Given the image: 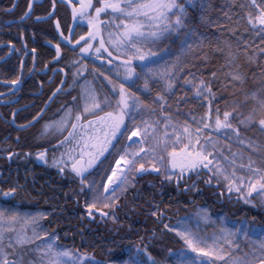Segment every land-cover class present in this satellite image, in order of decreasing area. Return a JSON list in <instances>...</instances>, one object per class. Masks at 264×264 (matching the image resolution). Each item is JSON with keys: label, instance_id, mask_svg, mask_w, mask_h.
<instances>
[{"label": "snow or ice", "instance_id": "6c2138e0", "mask_svg": "<svg viewBox=\"0 0 264 264\" xmlns=\"http://www.w3.org/2000/svg\"><path fill=\"white\" fill-rule=\"evenodd\" d=\"M61 3L71 8L75 27L65 29L61 20L55 18L56 0H52L53 11L47 17H37V21L47 23L48 17L55 20L58 42L53 45L54 67L67 59L63 49L79 54L68 66L73 69V86L80 87L81 92L72 97L73 107L65 108L60 119L46 124L41 133L45 136L55 127L63 137L56 148L63 147L64 151L59 157L53 155L50 162L47 150L38 152L36 159L55 167L60 174L71 173L78 180L76 195L84 196L87 219L95 220L98 214L100 219L115 223L121 199L136 187L137 176L148 173L159 174L167 182L175 181L179 188L187 174L199 175L197 170L207 169L218 184L223 181L229 199L233 193L245 204L252 203L253 194L264 199V143L246 138L242 132V129L258 130L264 136V0H221L219 12L223 19L212 18L211 14L217 11L215 0H96V3L61 0ZM236 8L238 12H234ZM31 11L29 3L21 19L30 17ZM193 15L200 25L226 30L235 43L220 38L224 31L213 41L190 24ZM77 27L84 28L79 38ZM253 38H258L259 43ZM19 39L23 40V34ZM7 47L9 55L13 52L28 55L27 43L23 44V50L11 42ZM206 48L223 58L220 70L212 71L210 79L190 71L185 73V69L195 66L189 60H202L200 66L207 67L211 57ZM36 51L31 49L33 54ZM85 57L88 62H84ZM32 59L35 61L36 56ZM251 65L260 68L262 83L249 93L244 89L247 72L243 69ZM23 67L21 61V72ZM58 71L64 72V68ZM86 73L95 74L97 79L102 77L107 85L101 82L98 89ZM221 76L232 95L243 93L241 103L234 100L230 110L226 108L222 113L218 103H214L217 95L212 88V83ZM6 83L15 94L21 79L17 76ZM104 88L109 90L104 92ZM153 89H156L154 98ZM177 89L183 93L182 97L177 96ZM61 91L62 88H57L49 100ZM173 96L178 99L177 111L179 103L188 102L184 97L201 102V107H205L202 101H207L206 111L199 119L192 115L195 128L187 121H174L170 113L165 115ZM245 107L247 111H241ZM157 112L163 119L152 118ZM221 136L242 147L232 151L229 143L225 146L230 155H225L220 147ZM3 151L8 160L19 158V153ZM30 155L25 153L24 158ZM94 169L104 175L97 179ZM205 182L211 184L212 179ZM22 187L17 184L7 191L0 189V197L14 200ZM151 215L160 218L163 214L156 206ZM46 218L44 213L29 215L15 207L0 206V264H104L86 252L61 244L59 235L42 225ZM208 225L213 226L210 233L206 230ZM163 228L175 233L182 242L180 248L166 249L160 258L147 244L133 245L122 264H264V222L240 219L230 227L227 217L218 223L207 209H198L194 216L177 220L176 225L163 224Z\"/></svg>", "mask_w": 264, "mask_h": 264}, {"label": "flooded vegetation", "instance_id": "af4514ba", "mask_svg": "<svg viewBox=\"0 0 264 264\" xmlns=\"http://www.w3.org/2000/svg\"><path fill=\"white\" fill-rule=\"evenodd\" d=\"M29 3L32 4L30 17L21 19L28 11ZM52 11V0H0V93H4L0 95V189L7 191L17 184L23 186L14 200L5 201L0 197V206L15 207L29 215L44 213L47 218L41 221L42 225L49 231L59 233L61 244L76 248L79 246L77 242L79 238L89 237V249L82 252L97 254L105 249H101L102 246L97 243L99 229H103L106 223L114 224L118 233L122 225L129 230L125 232L126 234L132 232L134 236V232L137 234L135 237L139 238L144 234L143 225L140 224L134 229L135 217L151 214L155 211L156 205L175 207L177 189L183 193L188 191L190 174L180 182L179 188L175 181H164L156 173L137 176L136 187L129 190L126 198L121 199V207L117 211V220L114 223L110 219H100L98 214L95 220L87 219L83 209L84 196L76 195L79 192L78 180L71 173L60 174L55 167L36 159L38 152L47 150V159L50 162L53 155L59 157L60 152L64 151L63 147L56 148L63 137L56 132L55 127L45 136H41V133L46 124H52L53 121L60 119L65 108L73 107L72 97H78L81 92L80 87L73 86V69L68 66V62L77 58L79 54L68 51L67 48L63 49L62 54L67 59L55 64L54 67L53 45L58 42L55 20L48 17L47 23L37 21V17H47ZM54 15L56 19L61 20L65 29L75 27L71 21V8L61 3V0H56ZM83 31L84 28H76L77 38ZM21 34L23 40L19 39ZM49 40L52 44L48 43ZM9 42L21 50L23 44L27 43L28 55L24 56L21 52L9 55L7 47ZM32 48L37 49L36 53L31 52ZM33 55L36 56L35 61L32 59ZM21 61L24 62L22 72ZM84 62H88L87 57ZM94 63L99 64V61ZM92 66L90 62L89 73ZM60 68H64V72H59ZM65 72L68 75H65ZM17 76L20 77L21 83L16 86L19 91L13 94L12 86L6 82ZM86 76L98 89L101 82L107 85V81H103L102 77L97 79L95 74L88 73ZM61 81H66V84L62 86ZM57 88H62V91L50 101L49 97ZM63 89H68L70 94ZM108 90L102 89L104 92ZM13 113H16L15 117ZM152 118L160 119L157 114ZM22 125L27 127L22 128ZM160 131L163 132L162 125ZM4 149L19 153V158L14 156L12 160H8ZM25 153L31 155L25 159ZM93 171L97 172V179L104 175L102 171L95 169ZM161 192L164 194L163 199H159ZM160 213L163 214L162 219L167 218L164 212Z\"/></svg>", "mask_w": 264, "mask_h": 264}, {"label": "trees", "instance_id": "16d2710c", "mask_svg": "<svg viewBox=\"0 0 264 264\" xmlns=\"http://www.w3.org/2000/svg\"><path fill=\"white\" fill-rule=\"evenodd\" d=\"M214 6L217 11L211 14L212 18L215 19L219 17L223 19L222 13L219 12L221 0H215ZM238 11V8L234 9V12ZM190 24L197 27L201 33L212 37L213 41H215L216 37L220 36L221 31H224V35L220 38L231 39L235 43V38L231 37L226 30L217 29L215 27L208 28L204 25H200L198 17L195 15L190 17ZM237 35H240V33H237ZM253 39H255L256 44L259 43L258 38ZM256 44H253L252 47L255 48ZM173 49L174 51H178L175 46H173ZM205 51H208L211 57L207 67L200 66L204 63L202 60H189V64L195 66L185 69V73L190 71L196 73L197 76L203 75L205 79H210V73L212 71L220 70L223 58L219 54L212 53L211 49L206 48ZM249 51L251 52V49H249ZM243 70L247 72L244 85L245 91L251 93L252 91L259 89L262 83L259 79L260 68L256 65H251L246 66ZM253 74H255V76ZM161 87L163 86L161 85ZM212 88L213 92L217 95V101L214 103H218L221 113L226 108L230 110V105L234 100L238 103L243 101V93L236 92L235 95H232V93L224 87L222 76L212 83ZM155 95L156 89H153V98ZM177 96H183V93H180L179 89H177ZM177 96H173L169 100L171 107L165 110V115L170 113L174 121H179L180 123L187 121L188 123H192L193 128H195V124L192 121V115H195L197 119H199V117L206 111L207 101H202L205 107H201V102L196 101L194 98L189 99L188 97H184L188 102L179 103V111H177ZM189 96H191V93H189ZM241 111L246 112L247 108H242ZM157 115L160 119L163 118L159 112H157ZM242 132L246 138L250 137L257 143H264V136H262L258 130L244 131L242 129ZM219 138L222 144L220 147L223 148L225 155H230L228 148L225 146L229 143H231L232 151H238L242 147L237 145L234 141H228L227 138L223 136ZM253 156L255 157V154H253ZM197 171L200 173L199 175L195 172L189 175L188 191L186 193L177 189L175 207H169L164 204L156 205L158 206L159 212H164L167 215V218L165 217V219H162L160 216L157 220V217L155 218V216H152L149 213L143 214L142 217H135L134 229L140 226V224L143 225L142 229L144 234L140 235L139 238L135 237L137 234L134 232V236H132V232L131 234H126L125 232H128L129 230L127 231L122 225H120V231L117 233L115 231L117 228L114 227V224L110 225L109 223H106V226L103 229L98 230L97 240V243L102 246L101 249L105 248L104 251L97 254H87L98 261L104 262V264H122L123 260L127 259L128 252L133 245L147 244L154 254H158L160 258H163L166 249H172L175 251L182 246V242L175 236V233L167 232V230L163 228V224L172 225L175 223L176 225L177 220L194 216L198 209H207L212 220H215L218 223L221 218L227 217L230 227L237 224L240 219H247L249 222L254 223L264 222V199L253 194V198H251L252 203L245 204L242 200L236 198L235 193L231 194V198L229 199V194L223 187V181L218 184L207 169H199ZM210 178L212 179V183H206L205 181ZM166 189H168V187H166ZM166 193H168V191H166ZM221 193H224V195H221ZM163 195V192H161L159 199H163ZM156 206L154 210H156ZM253 218H255L254 221ZM206 230L209 233L212 232L213 226L208 225ZM55 234L59 235L57 232H55ZM88 238L89 237L82 239L79 238V240H77L79 246L76 248L81 252L89 249ZM71 242L72 241L70 240V243ZM172 259L173 257H169V260Z\"/></svg>", "mask_w": 264, "mask_h": 264}, {"label": "rangeland", "instance_id": "374dc122", "mask_svg": "<svg viewBox=\"0 0 264 264\" xmlns=\"http://www.w3.org/2000/svg\"><path fill=\"white\" fill-rule=\"evenodd\" d=\"M163 117V116H162ZM163 119V118H162ZM220 146H222V144H220ZM189 174H191V173H189ZM190 217H192V216H190Z\"/></svg>", "mask_w": 264, "mask_h": 264}]
</instances>
